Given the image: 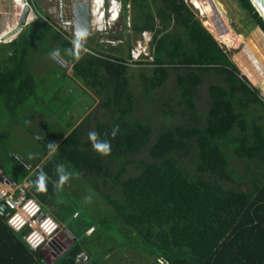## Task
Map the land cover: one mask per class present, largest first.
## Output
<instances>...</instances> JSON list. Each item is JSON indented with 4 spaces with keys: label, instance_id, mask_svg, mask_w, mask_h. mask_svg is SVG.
Segmentation results:
<instances>
[{
    "label": "trees",
    "instance_id": "obj_1",
    "mask_svg": "<svg viewBox=\"0 0 264 264\" xmlns=\"http://www.w3.org/2000/svg\"><path fill=\"white\" fill-rule=\"evenodd\" d=\"M234 1L264 34V21L251 2ZM131 18L134 33L152 32L149 48L153 60L134 62L140 70L136 97L131 88L134 69L128 64L130 37L124 40L127 56L121 48L124 44L103 49L98 43L94 49L86 45L93 54L85 53L76 60L67 52L72 45L43 19L36 20L42 35H48L51 42L47 54L55 48L64 57L76 60L68 78L82 83L83 94L91 90L101 98L99 105L106 118L95 119L94 129L88 121L86 132L95 131L111 143L109 155L98 154L88 134L81 140L78 126L58 143L40 168H36L37 163L14 159L10 177L18 181L16 170L26 171L28 195L34 196L57 221L58 213L46 203L57 201L54 184L58 177L54 169L58 163L71 173L95 180V193L107 206L104 216L86 228V233L93 228L88 234L92 245L73 238V244L51 264H102L93 244L101 236L116 242V247L125 244L137 250L134 244L138 243L141 251L154 257L155 264H161L158 260L164 264H264V102L184 0H132ZM124 34L122 27L113 37L122 39ZM22 35L2 43L4 53L0 59V99L13 118L12 109L21 108L25 99H31L35 88L33 73L25 71L28 47ZM169 69L175 71L179 104L184 109L181 116L189 118L169 123L166 116L173 112L172 106L161 110L158 102L164 119L153 128L148 120L135 118L137 103L142 101L148 107L156 104L153 94L171 78ZM211 75L219 83L207 87L209 104L202 117L197 106L198 90L203 76ZM57 92V88L53 90ZM72 97L65 91L52 99H58L59 105L71 112ZM116 126L119 131L113 139L111 131ZM153 129L157 130L154 134ZM10 136L0 132V159L3 151L10 152ZM33 136L42 147L41 160L49 152L48 143H57L60 138ZM144 149L143 157H134ZM230 155L242 162L247 175L235 174L229 164ZM182 160L193 164V169L186 168ZM41 170L48 176L46 193L36 192L33 185ZM223 182L237 184L238 188H227ZM243 185L246 188H240ZM74 212L77 216L73 218L79 217L80 212L72 209L71 215ZM109 216L119 221L125 240L118 241L113 232L106 233ZM110 250L103 252V258ZM81 253L87 257L78 262ZM0 264H48L40 250H33L24 241L22 232L7 226L1 214Z\"/></svg>",
    "mask_w": 264,
    "mask_h": 264
},
{
    "label": "rangeland",
    "instance_id": "obj_2",
    "mask_svg": "<svg viewBox=\"0 0 264 264\" xmlns=\"http://www.w3.org/2000/svg\"><path fill=\"white\" fill-rule=\"evenodd\" d=\"M219 1L220 8L218 7L219 10H217L220 11V13L217 17V20L214 11L206 8L207 13H205V10L202 9L203 14L209 16V22L215 28L211 30L213 34L210 31L209 32L215 38L216 42L225 50L232 62L238 67L240 74L245 76L250 86L254 87L258 91L259 97L264 102V34L260 28L256 26L251 16L242 10L234 0ZM195 4L198 9L202 8L199 0H195ZM35 5L37 6L39 14L46 16L43 2L37 0ZM189 6L201 21L199 10H197L190 3ZM35 15L37 20L41 18L38 17L40 16L38 13H35ZM214 32H217L222 36L224 35L223 37H225L226 43H221L217 39ZM138 35L139 33H134L133 29H131V36L129 37L131 39L132 45L135 44V39ZM95 36L99 37L100 34L95 33ZM47 37L49 36L42 35L40 23L38 21L31 23L23 30L22 40L24 41L26 47H28V53L26 52L24 55L25 71L27 74L31 72L33 73L32 75L34 77L35 88L33 90L34 96L31 99H25V101L21 103V108L15 107L12 109V112L16 114H14V118L17 120V122L20 121L19 123H17L14 118L10 116L8 109L4 108L3 106V100L0 99V132H5L11 135L9 137L11 139L8 142H5L9 144L10 152H13L12 154L8 155V153L5 154V151H3V156H1L0 159L2 160L1 164L4 167L3 169L6 174L13 173V163L14 159L17 157L27 163H30L31 165H35L38 162L37 159L42 153V147L33 136L34 134H37L42 138H59L60 134L68 129L73 119L76 118L80 113H84V110L87 109V107H90L86 111L87 113L89 112V115H93L91 118L93 117L94 121L95 119L97 121H101L106 118L104 115V110L98 103L100 102L101 98L96 96L94 91H89L87 89H85L87 90V93L85 92L86 95L83 94L82 89L84 86L82 83H79L78 80H71L68 78L70 71H66V73L59 71L60 69L54 63L55 59L50 55L52 51L47 54V50L51 46V42H49ZM94 42L95 37L90 34L87 37L85 45H92ZM107 45L110 46L109 43ZM100 46L101 48L103 47L102 45ZM122 50L124 49L122 48ZM3 53L4 46L1 44V59ZM83 54L84 53H81V56ZM129 65L134 69V71L131 73V88L134 91V97H136V94H138L140 90L139 65L132 63H129ZM174 72V70L169 69L171 78L167 80L162 89L156 91L153 94L154 102H156L155 105L154 103H150L148 107V105L142 101L137 103L135 118L148 120L154 128V126L164 119V116L160 113L161 111L158 110V107L160 106H158V102H161V110L167 111V106H172L173 112H169L166 116V118L169 119V123L177 121L180 118L188 121V116H181V113L183 114L184 109L179 104V95L176 87ZM218 83L219 80L213 75L207 77L203 76V82L198 90L197 95V106L202 113V117L208 106L206 100H204L206 95L205 90H207L209 85ZM56 88L58 89V92L53 93V90ZM65 91H69L73 94V101L70 103V107L73 112L70 113H68L69 108L67 106L63 104L59 105L58 99H52L55 94H58L59 97L63 96ZM93 100H95L96 105L92 106ZM78 103L81 104L76 108V104ZM81 105L83 106L81 107ZM50 107L52 109H50ZM44 109H46L49 116L42 115V117H40L36 115V111L40 112ZM32 112H34L33 117L35 119H39V122L28 116L32 114ZM91 118H89L87 121H82L79 128L81 129L84 126L87 127V124L90 122V124L92 123L91 128L94 129L93 123L96 121L94 122L90 120ZM58 126L61 127L58 129ZM31 132H33V134H31ZM156 132L157 130L153 129V134ZM88 133L89 132H87V134ZM30 155L33 158L30 159ZM144 155L145 149L136 154L134 157L141 158ZM228 160L236 175L248 174L245 171L242 162L237 158L230 155ZM183 164L186 168L190 167L193 169V164H190L188 161L184 160ZM17 169H20V167L17 166ZM129 169L132 171L133 167H129ZM261 170L264 172V163L261 167ZM25 172L21 169L16 170L18 184H22L23 179L27 175L24 174ZM68 172L71 173L70 170H68ZM223 183V185L227 188H238L237 184ZM94 184L95 180H92L89 177L86 178L84 175H81L78 172H73L71 173V179L64 185L63 189L59 190L56 194L57 201L46 203L47 207H50V210L53 209L56 213H58L59 223L65 230L71 233L72 238L82 242L85 245H92L90 242V237L86 233L88 224L90 222H97L99 216H104L102 212L107 208L106 204L99 201V196H97L95 193ZM240 188L244 189L246 186L243 185ZM89 196L91 197V201L85 202V198ZM54 205L55 208L53 207ZM72 209H77L80 212L79 217H72ZM108 211H110V209H108ZM119 229H121L119 228V221L109 216L106 221V233L109 234L113 232V234L118 237V241H121L124 238L122 237ZM121 231H123V228ZM59 234L58 239L61 240L63 248L66 249L68 247L67 245L69 240L67 241L66 238ZM132 242H134V239ZM93 244L96 246L94 247L95 253L97 254L96 256L100 258V262L102 264H155L154 257H152V255L146 254L145 251H141L140 249H142V246L139 247L138 243L134 244V246H138L135 247L137 250L130 249L131 247L125 244L121 247H116V242L108 239L107 237L102 238L101 236L100 239ZM109 247H111V252L107 253L103 258V252H105ZM64 249H61V252L64 251ZM42 251L44 253V257H47L48 261H51L53 257H50L49 254L52 255V251H50L48 248H44ZM58 254L59 253L56 255ZM80 257L81 258H79L78 262L85 260L82 259L83 256Z\"/></svg>",
    "mask_w": 264,
    "mask_h": 264
},
{
    "label": "built area",
    "instance_id": "obj_3",
    "mask_svg": "<svg viewBox=\"0 0 264 264\" xmlns=\"http://www.w3.org/2000/svg\"><path fill=\"white\" fill-rule=\"evenodd\" d=\"M59 0H44L48 3L45 7L47 12L46 16L39 14L37 6L34 0H12V5L17 6L18 14L25 6L29 8V12L33 11L38 13L41 18L52 27L54 31L60 34L65 40L71 44V40L74 37L72 27L70 23H67L71 19V12L68 11L66 22H62L63 14L59 11L58 5L54 2ZM92 5L90 10L92 13H97L98 18L102 23H99L98 27L92 33H99L101 35L100 41H108L110 46L118 44L123 45L124 39L112 38L109 35L117 34L122 27L126 26V31L131 29V17L127 14L125 16V22L122 25L116 24L120 21V11L123 8L120 0H88ZM189 6V3L193 5L192 0H184ZM190 7V6H189ZM125 10L130 12V3L125 4ZM199 10V9H197ZM200 14V10H199ZM204 26V25H203ZM205 27V26H204ZM6 38L2 37L0 40L4 42ZM152 40V33L149 31H141L138 35V39L135 44L129 50L128 64L139 61H152L153 58L150 53L149 44ZM72 45V44H71ZM56 50H53L54 53ZM81 53H92V50L84 44V48ZM83 54V55H84ZM55 63L59 67L70 71L76 62L71 57H64L63 55L55 56ZM28 185L26 183L18 184L8 177L6 173H3L0 167V206L5 204L8 208L7 213L4 214L0 210V214L6 217L8 227L15 232H22L24 241L33 249L48 248L53 253H60L61 249H64L61 241L58 239V234L64 230L63 226L57 221L53 215L41 206V203L34 197L28 195ZM77 216V212H74L72 217ZM12 222L11 225L9 222ZM93 230L90 227L87 230V234ZM29 238L37 242V246L33 247L29 242ZM79 256L77 260L79 261ZM161 264H164L161 260H158Z\"/></svg>",
    "mask_w": 264,
    "mask_h": 264
},
{
    "label": "crops",
    "instance_id": "obj_4",
    "mask_svg": "<svg viewBox=\"0 0 264 264\" xmlns=\"http://www.w3.org/2000/svg\"><path fill=\"white\" fill-rule=\"evenodd\" d=\"M35 2L37 1V0H34ZM38 1H41V2H43L44 0H38ZM91 1V0H90ZM123 1H128V0H123ZM131 1V3H132V0H130ZM89 2V1H88ZM12 0H0V40L2 39V37L5 35V37H7L6 39H5V41L4 42H2V43H10V42H12L13 40H15L16 38H18L21 34H22V32H23V30H24V28L25 27H27V26H29L31 23H33V22H35L36 20H37V17H36V15H35V13L32 11H30L28 14H27V16H26V22L23 24V25H21V28L20 29H18V31H14L16 28H17V26H18V24H19V18H20V14H18V12H19V10L17 11V6L16 7H14V5H12ZM90 3V2H89ZM48 3H45V2H43V5H47ZM54 4H56V5H58V8H59V11L60 12H62V14H63V18H62V22L63 21H65L64 19H67V13H68V11H70V6H69V0L67 1V0H64V2L62 3V6H61V4H60V1H56V2H54ZM90 5H92L91 3H90ZM219 5H220V1H219ZM46 7V6H45ZM92 7V6H91ZM45 11V10H44ZM71 12V11H70ZM120 13H121V15L119 16V17H121L120 18V21H118V23H116V24H119V25H122V24H124V22H125V16L128 14L130 17H132V9L130 10V12H127L125 9H124V7L121 9V11H120ZM45 14H47V12L45 11ZM39 15V14H38ZM38 17H41V16H38ZM42 19V18H41ZM44 21V20H43ZM155 21L157 22V19H155ZM99 23H102L101 21H100V19H97V13H93V16H92V19H91V26H92V28H93V30L96 28V27H98V25H99ZM131 23H132V18H131ZM15 28V29H14ZM123 33H126V34H124V36H123V39H125V36L126 37H129V36H131V29H130V31H126V26L125 27H123ZM56 32V31H55ZM57 33V32H56ZM90 35V34H89ZM91 35L92 36H94L95 37V42H94V44H92V45H89V47H91V48H95L96 46H98L97 44L99 43L100 45H103V47L102 48H106L108 45V43H110L109 42V40L108 41H100V39H101V35L99 36V37H96L95 36V33L93 34V33H91ZM114 35V34H113ZM113 35L111 34V35H109L110 36V39L111 40H114V39H112V38H114L113 37ZM138 39V36H137V38L135 39V41ZM2 43H0V45L2 44ZM111 44V43H110ZM124 45V47L122 46V48L124 49L123 50V54L125 55V56H127V50H126V47H125V45H126V42L125 43H123ZM133 46V45H132ZM107 48H109V47H107ZM53 50H55V48H53L52 49V51ZM51 52V51H50ZM121 53H122V51H121ZM2 58H3V56H2ZM0 59H1V57H0ZM2 60V59H1ZM89 95V94H88ZM90 96V95H89ZM99 103V102H98ZM97 103V104H98ZM81 103H78V104H76V108H77V106H79ZM43 105H45V104H43ZM93 105H96V103H95V100H93V102H92V106ZM46 106V105H45ZM76 108H73V109H76ZM90 107H87V109H89ZM87 109H85L84 110V113H80L76 118H74L73 119V121H72V123L69 125V127H68V129H66V131H64V132H62L61 134H60V138H59V140H58V142H57V144L62 140V139H64L69 133H70V131L74 128V127H78V126H80V124H81V122L82 121H87L89 118H91V116H93V115H89V112L87 113ZM46 110V109H45ZM86 111V112H85ZM41 112V111H40ZM39 111H36V115L37 116H40V117H42V115H47V116H49L48 115V113H47V111L45 112V114L43 113H40ZM71 112H73V111H71ZM33 114H31V115H34V112H32ZM68 113H70V112H68ZM42 114V115H41ZM32 119L33 120H37L38 122L40 121L39 119H35L34 117H32ZM90 120H92V121H94L93 120V117L90 119ZM61 126H58V129L60 128ZM91 127V126H90ZM86 127L84 126V127H82L81 128V132H82V134H81V140L83 141L84 139H82V138H85V136H86V134H87V132H86ZM40 144V143H39ZM41 146V145H40ZM13 152L11 151V152H9L8 153V155L9 154H12ZM51 155H52V153L50 154V152H48V154L44 157V158H42V160H41V157H39L37 160H38V162H37V165H36V168H40V166L42 165V164H44L45 163V161L47 162L50 158H51ZM17 160H18V162H19V160L20 161H22V159H19V158H17ZM35 162V161H34ZM27 163V162H26ZM30 164V163H29ZM2 167V166H1ZM2 169H3V167H2ZM4 170V169H3ZM9 175V174H8ZM9 177H10V175H9ZM29 175L27 174L26 175V177L23 179V181H22V183H26L27 185H28V190H29V185H30V183H29ZM11 178V177H10ZM12 179V178H11ZM92 179V178H91ZM13 181H14V179H12ZM14 182H16L17 183V181H14ZM61 235H62V237H64V238H66L67 239V241L69 240V242H68V247L67 248H69L72 244H73V238L70 236L71 235V233L70 232H67V230H62L61 231V233H60ZM59 234V235H60ZM61 241V240H60ZM66 248V249H67ZM41 252V255H42V257L45 259V261H47V263L48 264H51L54 260H56L57 258H56V256L54 255V254H52V255H50L49 254V256L50 257H53L52 259H51V261H48V258L46 257H44V253H43V251H40Z\"/></svg>",
    "mask_w": 264,
    "mask_h": 264
},
{
    "label": "clouds",
    "instance_id": "obj_5",
    "mask_svg": "<svg viewBox=\"0 0 264 264\" xmlns=\"http://www.w3.org/2000/svg\"><path fill=\"white\" fill-rule=\"evenodd\" d=\"M120 1H121V4H123L124 9H125V4L126 3H130V10L132 9V3H131L130 0H128V1L120 0ZM21 13H22V11H21ZM28 13H29V11H28ZM91 15L93 16L92 11H91ZM97 19H99L98 16H97ZM25 22H26V20H25ZM143 31H146V30H143ZM149 32H151V31H149ZM91 33H92V30H91ZM73 34H74V37L71 40L72 47L69 48L67 50V52H68L69 55L73 56L76 60H79L81 58V51L84 48V44H85V42H86L87 37H88L89 34H88L87 30L82 29V28H77V30ZM3 37H5V35ZM50 55L53 58L55 56H59L60 55V50L57 49L54 53H50ZM118 131H119V126H116V127H114L112 129V131H111V137L113 139L118 134ZM88 137H89V140L91 141V144H92L93 149L98 154L104 155V156L110 154V151H111V143H110V141L108 139H101L100 136H99V134L97 132H95V131H90L88 133ZM47 147H48L49 152L51 154V153H54L56 151V149L58 147V144L57 143H54V142H49L48 145H47ZM29 158L31 159L33 157L30 155ZM0 167H1V165H0ZM1 170L3 171V173H6V172H4V170L2 169V167H1ZM54 171H55L56 176L58 177V180L54 184V188L57 191H59V190H62L63 187H64V185L71 179V173H69L66 170L65 165L63 163H58L56 165ZM8 177H9V175H8ZM33 185H34V188H35V191L36 192H38V193H46L47 192V190H48V176H47V174L43 170H41L38 173V175L36 176V179L33 181ZM90 201H91V197L90 196L85 198V202H90ZM4 214H6V213H4ZM9 223L11 225L12 222L10 221ZM29 242L32 244L33 247H36L37 246V242L36 241H33L31 238H29ZM38 250L42 251V250H44V248H40ZM61 253H59V254H61ZM51 254L56 255V253H53V252ZM81 254H80V256H81ZM80 256H79V258H80Z\"/></svg>",
    "mask_w": 264,
    "mask_h": 264
},
{
    "label": "water",
    "instance_id": "obj_6",
    "mask_svg": "<svg viewBox=\"0 0 264 264\" xmlns=\"http://www.w3.org/2000/svg\"><path fill=\"white\" fill-rule=\"evenodd\" d=\"M24 1V0H22ZM68 1V0H67ZM254 7L255 11L258 13V15L262 18L264 21V0H249ZM64 0H60V4L62 6V3ZM69 6L71 11V19L67 21V23L71 24L72 31L75 33L77 28H82L87 30L88 34H91V10H90V3L87 0H69ZM29 8L25 6L22 10V13L19 18V24L15 31H18V29L21 28V25L25 23L26 16L28 14ZM66 22V21H63ZM7 38V37H4ZM0 210L3 213H7V206L5 204H2L0 206ZM71 236V235H70ZM72 237V236H71ZM65 250V249H64ZM56 258L60 256V254L55 255ZM82 259H86L87 255L85 253L81 254ZM81 258V257H80Z\"/></svg>",
    "mask_w": 264,
    "mask_h": 264
},
{
    "label": "bare ground",
    "instance_id": "obj_7",
    "mask_svg": "<svg viewBox=\"0 0 264 264\" xmlns=\"http://www.w3.org/2000/svg\"><path fill=\"white\" fill-rule=\"evenodd\" d=\"M193 1V6L197 8L196 4H195V0ZM200 5L202 6V8H199L200 10V16H201V22L202 24L208 29V31H210L212 34L213 32L211 31L212 29H215L213 25H211V23L209 22V16L208 15H204L203 14V10H205V13H207L206 8H209L210 10L214 11L215 15H216V20L217 17L220 13L219 8V0H199ZM219 7V8H218ZM203 9V10H202ZM218 9V10H217ZM221 10V9H220ZM101 21V20H100ZM216 34L217 39L222 43H226L225 42V37H223L221 34H218L217 32H214ZM221 38V39H220Z\"/></svg>",
    "mask_w": 264,
    "mask_h": 264
},
{
    "label": "flooded vegetation",
    "instance_id": "obj_8",
    "mask_svg": "<svg viewBox=\"0 0 264 264\" xmlns=\"http://www.w3.org/2000/svg\"><path fill=\"white\" fill-rule=\"evenodd\" d=\"M207 90H205V93H206V95H205V98H204V100H206V103H207V105L209 104V97H208V94H207Z\"/></svg>",
    "mask_w": 264,
    "mask_h": 264
}]
</instances>
